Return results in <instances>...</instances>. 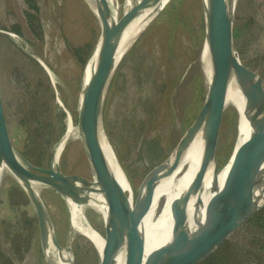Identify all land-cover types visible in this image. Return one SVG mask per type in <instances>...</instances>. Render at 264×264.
<instances>
[{
	"label": "rangeland",
	"instance_id": "1",
	"mask_svg": "<svg viewBox=\"0 0 264 264\" xmlns=\"http://www.w3.org/2000/svg\"><path fill=\"white\" fill-rule=\"evenodd\" d=\"M37 2L44 29L43 39H38L29 30L23 0H0V92L9 137L19 154L23 155L20 148L25 137L20 118L26 112L33 109L38 121L49 127L52 143L40 164L23 155L33 164L46 167L64 133L67 113L74 118L78 111L85 66L82 68L71 48L93 36L96 45L100 27L97 15L85 0ZM125 2L119 0V15L125 11ZM162 8L142 28L122 57L109 83L102 109L105 132L117 159L131 179L134 191L146 173L169 156L190 124L186 127L184 124L191 111L187 108L192 106L199 91V70L202 67L199 48L203 30L201 0H174L171 19L174 16L175 19L172 23L167 19L156 20ZM233 13L239 22L251 19L242 29L239 51L234 47L241 60L249 62L260 74L264 87V0H236ZM13 25H19L21 34L13 30ZM8 31L19 36H12ZM202 89L205 96V81ZM34 92L39 95H31ZM31 96L36 97L33 108ZM62 111L64 125L61 122ZM235 131L227 120L221 119L218 133L220 150L219 155L215 152V161L222 162V166L232 150ZM147 145H155L156 153ZM58 163L66 174H79L91 179L92 171L79 132L67 142ZM12 187L22 189L13 174L5 171L0 184V219L10 216L17 229L21 225L18 212L9 210L8 203ZM40 196L51 219L54 237L61 245L71 247L74 264L76 256L77 264H97L96 248L87 237L71 228L69 211L58 192L43 185ZM23 209L31 215L35 213L31 203ZM87 217L92 226L103 234L101 215L88 209ZM246 223L226 239L233 249L229 264H264L255 260L257 248L252 240L255 236L264 238V232ZM2 227L0 221V248L15 264H53L44 257L38 226L27 246L20 248L19 252L13 247L10 237L3 235ZM246 254L250 258L248 261L244 260Z\"/></svg>",
	"mask_w": 264,
	"mask_h": 264
},
{
	"label": "water",
	"instance_id": "2",
	"mask_svg": "<svg viewBox=\"0 0 264 264\" xmlns=\"http://www.w3.org/2000/svg\"><path fill=\"white\" fill-rule=\"evenodd\" d=\"M155 1L133 0L130 8L113 20L108 0H95L100 33L90 56L94 54L86 80L83 75L75 124L90 164L91 179L62 172L58 163L60 155L55 151L46 167L35 165L19 154L9 137L0 92V163L8 166L26 193L36 214L40 241L52 236L56 247L69 254V264H74L71 247L61 245L54 238L51 219L33 183L48 185L66 198L76 197L83 188L88 190L91 183L96 184L107 208L103 222L104 243L97 264H127L124 244L134 225L136 208L146 193V187L176 171L181 153L203 125L206 126L207 136L202 167L195 179L197 199L191 221L177 233L158 238L150 252L135 264H197L249 221L264 203V87L260 74L248 67L235 50V4L230 6L226 0H210V77L205 79L206 92L198 112L169 156L146 173L131 201L110 170L102 145L101 129L104 128V99L115 71V45L140 9ZM8 33L12 34L10 31ZM232 72L236 74L243 102L237 111V131L232 150L224 165L218 168L215 161L216 145ZM240 125L243 129L241 139ZM211 162L215 163L214 183L203 191L199 184L204 169Z\"/></svg>",
	"mask_w": 264,
	"mask_h": 264
},
{
	"label": "bare ground",
	"instance_id": "3",
	"mask_svg": "<svg viewBox=\"0 0 264 264\" xmlns=\"http://www.w3.org/2000/svg\"><path fill=\"white\" fill-rule=\"evenodd\" d=\"M85 1L97 15L95 0ZM167 1L168 0H156L153 3L145 5L129 22L115 45L116 55L114 57L113 65L115 70L138 33L153 17L155 12L158 11L162 5L164 6ZM226 1H228L230 6H233L236 0ZM108 3L110 5L112 19L117 20L120 17L119 0H108ZM131 4L132 0H126L125 10L129 9ZM201 4L204 19V32L199 60L202 69L205 72V79H208L210 77L211 61L210 0H201ZM93 59L94 54L89 59L84 69V80H86L89 75ZM39 62L47 69L42 60ZM225 99V109L229 106H233L236 112H239L243 99L234 72H232L230 76ZM72 118V114L67 113V122L64 133L58 140L54 149L55 153L59 155L67 142L74 138L78 133L77 127L72 121ZM242 135L243 129L240 125L239 139L242 138ZM206 136V126L203 125L193 134L181 153L176 171L167 175L164 179L155 181L146 187V193L136 208L134 225L124 244V257L127 264H135L147 255L158 238L177 233L190 223L192 210L197 199L195 179L202 167ZM101 137L110 170L116 176L122 189H124L126 197L131 201L134 195L133 185L117 159L112 143L103 127L101 129ZM5 171H9L12 174L5 163H0V184ZM215 172V163H209L204 169L201 177L199 184L201 190H207L213 185L216 174ZM43 185L44 184L40 182L33 183V188L39 193V195L40 188ZM79 185L82 186V184ZM58 195L62 197L61 199L69 211V224L71 228L87 237L95 246L98 257H100L104 237L94 226H92L87 217L88 209H93L100 214L103 222L106 215L107 208L104 198L98 191L96 184L91 183L88 190L83 188L77 193L76 197L66 198L60 192H58ZM40 245L44 257L53 264H69V254L64 249L60 250L56 247L52 236L40 241Z\"/></svg>",
	"mask_w": 264,
	"mask_h": 264
},
{
	"label": "trees",
	"instance_id": "4",
	"mask_svg": "<svg viewBox=\"0 0 264 264\" xmlns=\"http://www.w3.org/2000/svg\"><path fill=\"white\" fill-rule=\"evenodd\" d=\"M26 4V8L24 9V16L28 25L29 30L38 38L43 39L44 37V29L41 22V17L39 15V5L37 0H23ZM174 6V0H169L162 10L160 11L157 21L167 19L171 23L172 20L175 19V16L173 19H171V11ZM202 23H203V30L201 33V43L200 48L202 45L203 40V32H204V19L203 17ZM251 22V19L245 18L242 22L237 21V19L234 18L233 23V39H234V46H236L237 50L239 51V38L241 37V32L243 27H246ZM13 30L17 32L18 34H21V30L19 25H13ZM94 36L93 38H88L84 43L73 46L71 48L72 54L77 58L79 63L81 64L82 68L86 65L90 55L92 54L94 50ZM240 59L242 57L240 56ZM244 63L253 69V67L249 64V62L244 61ZM200 73H199V91L198 96L195 95L192 106L188 107L187 109L191 108L189 118L186 119V124L191 123L193 118L196 115V111L200 106V102L203 98V85L205 81V76L202 67H200ZM206 82V81H205ZM202 87V88H201ZM200 92V93H199ZM31 95H39L38 93L34 92ZM32 102H30V105L33 108L34 102L36 101L35 96H31ZM33 109H31L26 112L21 118H20V124L25 132V137L23 138L22 142V148H20V152L25 155L28 159L33 161L36 164H40L41 159L43 156H45V153L47 151L48 146L51 145L52 139L49 137V127L47 125H43V121H38L37 116L33 114ZM62 118L61 122L64 125V113L62 111L61 113ZM222 120H227L232 130H236V120H237V112L233 106H229L228 108L224 109L222 114ZM73 121L77 123V115L73 118ZM188 121V122H187ZM38 123V124H37ZM236 132V131H235ZM236 135V134H235ZM219 136V134H218ZM156 138H153L155 140ZM148 146V145H147ZM150 147L154 153H156V146H148ZM220 147L218 146V140L216 145V153L218 152L219 155ZM217 163V162H216ZM222 162H218L217 166L220 168L222 166ZM124 169V168H123ZM126 173V172H125ZM129 178V177H128ZM131 181V179L129 178ZM29 199L27 195L25 194L24 190H22L20 187H12L10 188L9 194H8V203H9V210H15L18 212L19 220L18 222H21V225L19 228L16 227V223H14V220L10 216H7L5 218H1L0 221L3 224L2 227V233L3 235H7L10 237L11 243L14 248L19 252L20 248H24L27 246L28 241L30 237L36 232L37 229V218L35 213L29 214L26 210L23 209V206L30 204ZM246 224H250L253 227H256L264 232V203L256 210L253 217L247 221ZM253 244L256 246L257 251L255 252V260L257 262H264V238L260 236L253 237ZM26 242V243H25ZM232 245L229 242V239L224 241L215 251H213L211 254H209L207 257H205L203 260H201L197 264H229L230 261H232ZM250 259L248 257V254L245 255L244 260L248 261ZM78 263V258L76 256L75 264ZM0 264H15L12 260V258L7 255V253L0 248Z\"/></svg>",
	"mask_w": 264,
	"mask_h": 264
},
{
	"label": "built area",
	"instance_id": "5",
	"mask_svg": "<svg viewBox=\"0 0 264 264\" xmlns=\"http://www.w3.org/2000/svg\"><path fill=\"white\" fill-rule=\"evenodd\" d=\"M11 35H12V36H19L18 34L14 33V32H12Z\"/></svg>",
	"mask_w": 264,
	"mask_h": 264
}]
</instances>
